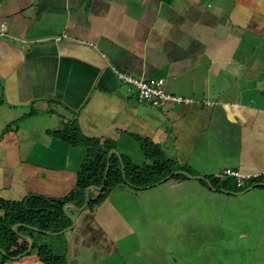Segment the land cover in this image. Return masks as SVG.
Here are the masks:
<instances>
[{"label":"crops","instance_id":"crops-1","mask_svg":"<svg viewBox=\"0 0 264 264\" xmlns=\"http://www.w3.org/2000/svg\"><path fill=\"white\" fill-rule=\"evenodd\" d=\"M1 26V199L75 191L85 149L54 135L70 122L137 167L151 164L148 140L192 173L66 205L72 226L42 240L63 264H176L172 214L184 206L171 194L223 193L199 178L222 172L264 174V0H0ZM116 72L163 78L191 102L151 108ZM177 220L181 241L191 224ZM3 264L43 263L32 253Z\"/></svg>","mask_w":264,"mask_h":264},{"label":"trees","instance_id":"trees-1","mask_svg":"<svg viewBox=\"0 0 264 264\" xmlns=\"http://www.w3.org/2000/svg\"><path fill=\"white\" fill-rule=\"evenodd\" d=\"M71 146L84 147L85 156L77 173L75 191L58 199H47L37 195H28L20 201H8L0 198V259L1 264L19 257L35 253L43 264H63L61 256L55 255L51 246L42 242L48 235H58L72 226L66 205L81 208L85 202L87 189H99L96 198H89L87 209L99 205L116 186H130L143 189L154 186L169 177L183 178L178 171L192 175L185 166L168 157L160 146L148 140H141L140 145L145 157L151 162L149 166L137 167L126 157L110 152L115 144L105 140L83 137L75 126L68 123L63 130L54 133ZM109 159V162H108ZM105 180H104V176ZM264 174L253 179L256 185L264 184ZM211 189L226 192L240 190L234 176H227L222 183L218 176L204 178ZM252 184H250L251 186ZM254 186V185H253ZM262 187L264 186H257ZM28 237V240L26 239ZM58 237V236H57ZM32 245V248L30 246Z\"/></svg>","mask_w":264,"mask_h":264},{"label":"rangeland","instance_id":"rangeland-1","mask_svg":"<svg viewBox=\"0 0 264 264\" xmlns=\"http://www.w3.org/2000/svg\"><path fill=\"white\" fill-rule=\"evenodd\" d=\"M226 178L222 172L218 180L222 183ZM249 179L245 188L226 193H210L190 184L187 197L171 194L177 197L176 206H184L182 214L181 210L172 214L175 240L170 251L173 247L176 264H264V188L248 190L256 185L255 179ZM181 216L191 227L187 232L182 230L180 241L175 237ZM158 231L151 229L152 236ZM52 239L45 236L42 240L49 244ZM182 253H188L190 260L183 261Z\"/></svg>","mask_w":264,"mask_h":264},{"label":"built area","instance_id":"built-area-1","mask_svg":"<svg viewBox=\"0 0 264 264\" xmlns=\"http://www.w3.org/2000/svg\"><path fill=\"white\" fill-rule=\"evenodd\" d=\"M5 34L4 26L0 28V36ZM62 37H57L56 40L60 41ZM119 82L125 84L129 91L134 93L135 99L144 105L151 108H161L167 103L184 104L191 102L190 99L182 96H174L167 93L164 89L165 80L163 78L157 80L140 79L132 74L125 72H116ZM227 176H234L237 179L238 186L245 185L246 179L250 176H242L234 172H223ZM254 178L257 176H253Z\"/></svg>","mask_w":264,"mask_h":264},{"label":"water","instance_id":"water-1","mask_svg":"<svg viewBox=\"0 0 264 264\" xmlns=\"http://www.w3.org/2000/svg\"><path fill=\"white\" fill-rule=\"evenodd\" d=\"M108 162H109V159H108ZM184 174L186 176H189L186 173H184ZM105 177H106V175L104 176V180H105ZM199 178L200 179H204L203 177H199ZM257 186H264V184L254 185V186L250 187L248 190L253 189V188L257 187ZM88 198H89V189L86 190V199H85V205H84V207L87 206V204H88ZM31 248H32V245L30 246L29 249H31Z\"/></svg>","mask_w":264,"mask_h":264}]
</instances>
